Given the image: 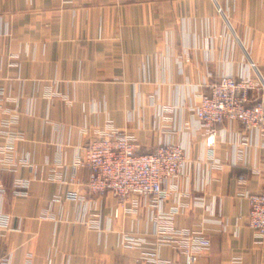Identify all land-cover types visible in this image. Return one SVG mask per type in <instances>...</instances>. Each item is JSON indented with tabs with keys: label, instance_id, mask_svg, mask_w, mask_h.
<instances>
[{
	"label": "crops",
	"instance_id": "1",
	"mask_svg": "<svg viewBox=\"0 0 264 264\" xmlns=\"http://www.w3.org/2000/svg\"><path fill=\"white\" fill-rule=\"evenodd\" d=\"M248 67L264 76V0H0V148L11 143L14 157L0 181L8 221L0 257L10 264H146L119 240L131 231L155 239L149 204L131 213L112 193L89 194L88 169L74 170L101 131L119 129L146 153L159 141L188 147L190 180L180 185L190 195L175 225L210 237L195 264H264V242L248 224V195L264 190V137L244 143L240 123L224 124L214 147L223 166L212 169L201 159L205 135L189 111L204 80ZM162 107L172 108L164 121ZM18 178L32 181L23 197L13 194ZM72 192L85 197L87 212ZM196 196L216 201L225 227L203 225L209 214L194 205ZM158 254L186 264L176 245Z\"/></svg>",
	"mask_w": 264,
	"mask_h": 264
},
{
	"label": "built area",
	"instance_id": "2",
	"mask_svg": "<svg viewBox=\"0 0 264 264\" xmlns=\"http://www.w3.org/2000/svg\"><path fill=\"white\" fill-rule=\"evenodd\" d=\"M197 96V103L190 104L189 111L197 123L199 131L205 135V156L212 169H221L222 161L215 156L216 138L225 134L224 124L240 123L243 127L240 139L244 143H256L264 137V76L252 67L248 71L235 76L223 74L216 81L204 80ZM3 91L0 89V96ZM1 108V102H0ZM172 108L160 109L161 121L166 119L165 113ZM13 139V138H12ZM0 148V181L4 171L13 165L12 144ZM188 147L173 142L159 141L152 153H144L136 138L125 130L110 129L101 131L80 154L74 164L77 168L89 171L87 190L89 194L104 196L112 193L120 204L127 207L131 213H137L143 201L152 208L154 232L141 235L134 231L123 233L120 237V247L124 250L137 251V261L146 264H173L170 260L159 258L158 251L163 246L176 245L184 255L186 264H195L198 256L208 251L211 239L204 231L180 229L175 225V219L183 209V201L190 195L189 187L180 185L181 179L189 183L191 159ZM25 165L33 169L29 158L23 159ZM75 174L72 176L74 181ZM246 177H242L244 183ZM31 179L15 180L13 194L23 197L28 194ZM0 184V196L4 194ZM170 197H174L170 208L166 205ZM69 198L79 200L82 210L87 212V200L72 192ZM250 211L248 224L255 231L259 243L264 242V190L258 194H249ZM194 205L202 213L209 216L202 220L205 226L225 227L216 201L206 205L202 198L196 196ZM91 228H99L100 220L89 221ZM8 221L0 211V228H6ZM150 246L155 247L154 249ZM0 264H10L7 258L0 257Z\"/></svg>",
	"mask_w": 264,
	"mask_h": 264
},
{
	"label": "rangeland",
	"instance_id": "3",
	"mask_svg": "<svg viewBox=\"0 0 264 264\" xmlns=\"http://www.w3.org/2000/svg\"><path fill=\"white\" fill-rule=\"evenodd\" d=\"M141 151H142V150H141ZM142 152L146 153L145 151H142Z\"/></svg>",
	"mask_w": 264,
	"mask_h": 264
}]
</instances>
